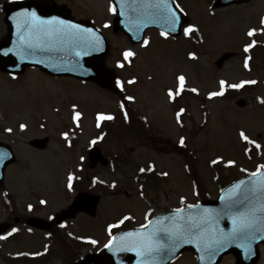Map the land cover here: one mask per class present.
I'll use <instances>...</instances> for the list:
<instances>
[{"label":"rangeland","instance_id":"obj_1","mask_svg":"<svg viewBox=\"0 0 264 264\" xmlns=\"http://www.w3.org/2000/svg\"><path fill=\"white\" fill-rule=\"evenodd\" d=\"M12 1L0 0V40L6 34L2 7ZM54 1L103 32L111 49L107 66L117 72L122 93L71 77L56 79L36 68L20 77L0 72V142L17 154L3 189L12 197V210L3 205L0 189V222L12 226L0 236V264H75L80 256L100 252L129 224L194 203L195 175L200 183L216 174L246 177L264 165V0L215 11V0H176L190 23L182 36L174 39L152 29L138 45L114 32L111 0ZM189 26L193 30L186 33ZM224 53L235 56L219 69L216 62ZM124 97L151 127L146 134L135 136L120 124ZM101 113L112 118L100 120ZM37 138L50 139L45 150L31 147ZM153 140L164 149L156 151ZM93 146L113 165L92 167ZM192 157L194 165L187 162ZM73 180L101 195L97 216L76 214L62 226L55 224L51 233L29 228L31 217L51 220L70 206L81 191L69 187ZM175 264L193 262L185 253ZM222 264L235 263L229 256Z\"/></svg>","mask_w":264,"mask_h":264},{"label":"water","instance_id":"obj_2","mask_svg":"<svg viewBox=\"0 0 264 264\" xmlns=\"http://www.w3.org/2000/svg\"><path fill=\"white\" fill-rule=\"evenodd\" d=\"M251 0H217L214 9L249 3ZM117 9L114 22L115 32H123L131 44L137 45L145 38L148 29L157 28L173 37L181 36L182 28L189 22L176 2L167 0H113ZM6 13V36L0 40V72L23 75L28 68H39L52 77H73L77 80L95 82L100 87L119 93L116 71L107 66V56L110 53L107 38L90 20H77L72 17L71 9L66 5L58 6L51 0H20L6 3L3 6ZM35 12L42 20L57 18L65 24L40 25L39 28L31 18L22 13ZM175 15V25L172 18ZM72 25L78 27H71ZM52 30L53 34L47 33ZM39 37L38 39L36 37ZM234 53H224L216 62L219 69ZM246 102H238L241 107ZM50 139L37 138L30 145L37 150H45ZM17 156L7 142H0V188L5 187L6 169L15 164ZM92 165L109 160L98 147L89 152ZM264 170L258 175L238 181L227 188L214 200H205L194 206L161 214L151 221L148 227L130 229L119 233L112 239L101 254L87 255L76 264H171L182 253L191 249L197 254V264H219L229 253L235 254L237 264H257L261 252L259 246L264 244ZM238 187V194L232 191ZM101 196L88 192L79 193L72 205L58 215L57 223L74 219L80 212L96 217V211ZM254 211L259 218L258 224L247 231L243 243L233 241L226 228L234 223L242 214ZM29 227L48 231L52 224L42 217H31ZM10 224L0 223V235L8 232ZM199 228L201 237L193 240L199 246L193 245L188 237L194 234L184 233L185 228ZM166 229V231H165ZM126 233L134 235L126 236ZM155 234L160 247L149 252L141 239L142 235ZM223 233L224 236L219 234Z\"/></svg>","mask_w":264,"mask_h":264},{"label":"snow or ice","instance_id":"obj_3","mask_svg":"<svg viewBox=\"0 0 264 264\" xmlns=\"http://www.w3.org/2000/svg\"><path fill=\"white\" fill-rule=\"evenodd\" d=\"M167 5V0H164V6L166 7ZM115 6H113L112 8V11H115ZM23 16L25 17H28V18H31V20L33 21L34 24L37 25V27L39 28L40 25H49V26H52V25H55V24H60V25H63L65 24L64 21H59L57 20V18H52V20H42L40 17H38L36 15V13L33 11V12H28V10H25L23 13H22ZM172 23H173V26L175 25V15L173 14V18H172ZM71 27L75 28V27H78V26H75V25H72ZM192 26H189L188 28L185 29V32L186 33H190L192 31ZM256 31V29H252L250 30L249 32V35H252L254 32ZM48 35H52L53 34V31L50 30L48 33ZM165 35H167V33H165ZM37 39L39 38L38 36L36 37ZM147 43V42H145ZM126 56L128 55H134V53H131V52H126L125 53ZM179 88L180 90L182 91L184 89V86H185V77L183 75L179 76ZM226 82L225 81H221V85L223 86ZM244 83H254V81H246ZM242 85L240 84H233V85H230V87L232 88H238V87H241ZM192 91H197L195 88L192 89ZM170 92V95L172 96H175L176 94L178 93H174L172 92V90H169ZM219 94H222V93H219ZM210 95L212 96H216L218 95V93L216 92H213L211 93ZM131 99V98H130ZM81 115V113L77 112L75 114L76 118H79ZM112 117H105L104 114H99L98 116V119L100 120H103V119H111ZM240 135L241 137L245 140V141H249L250 138L243 132L241 131L240 132ZM65 136H67V133H65ZM252 144L256 145L257 147H259V145L256 144V141L255 140H251L250 141ZM181 144L184 143L183 139H181L180 141ZM230 163H232L230 161ZM262 169H264V165H261L260 166ZM254 176L256 175L255 173L253 174ZM261 175H264V173H262ZM69 187L71 188L72 185L71 183H69ZM237 187H239V185H237ZM178 212L180 211L179 209L177 210ZM259 222V218L255 215V212L254 211H251V212H248V213H244L242 214L239 218H237V220H234V224L236 225V228L234 229L235 231H239L241 233H247V231L249 229H252L254 228ZM149 223H151V221H149ZM143 227V226H142ZM15 231V230H14ZM166 231V229H165ZM126 236H131V235H134L132 233H126L125 234ZM155 234H146V235H142L141 236V239L143 241V246L149 251H153V250H158L159 247H160V244L155 240L153 239V236Z\"/></svg>","mask_w":264,"mask_h":264},{"label":"flooded vegetation","instance_id":"obj_4","mask_svg":"<svg viewBox=\"0 0 264 264\" xmlns=\"http://www.w3.org/2000/svg\"><path fill=\"white\" fill-rule=\"evenodd\" d=\"M152 137V136H151ZM155 139V138H154ZM157 140V139H156ZM156 140H153L154 142L152 143L153 144V148L156 150V151H162L164 149V146H156L157 143H156ZM163 145V144H162ZM247 177V176H246ZM245 176L244 177H241V176H234V175H226V176H215V178L211 179L210 181H202L201 183H199V186L201 188L200 191H198L194 186V183L192 184V188H193V197H195L196 199V202L198 201H201V200H205L206 198H212V199H216V197L223 191L225 190L228 186H230L231 184L233 183H236L238 180L240 179H243V178H246ZM163 182H161L157 188L159 187V189L161 187H163L162 185ZM198 184V183H197ZM204 198V199H203ZM14 222H19L20 218H16L14 217ZM149 224V222H148ZM148 224H144L143 226H146ZM139 225H136V226H132V225H129V228H132V227H138ZM141 226V225H140ZM139 226V227H140ZM128 228V229H129ZM232 228L235 229L236 228V225L235 224H232ZM236 235H238V233L234 232ZM243 234V233H242ZM242 240L241 238L240 239H237V241H240ZM186 254L188 256H190V259L192 260L193 264H196L197 262V257L195 254H193L191 251H187ZM229 256L233 257V260H234V263L237 264V258L235 257V255L233 254H229L228 256L224 257L223 260L221 261L220 264L223 263V261L226 259V258H229ZM143 264V263H142Z\"/></svg>","mask_w":264,"mask_h":264},{"label":"trees","instance_id":"obj_5","mask_svg":"<svg viewBox=\"0 0 264 264\" xmlns=\"http://www.w3.org/2000/svg\"><path fill=\"white\" fill-rule=\"evenodd\" d=\"M264 47V43L261 44ZM264 50V49H261ZM260 53H263V51H260ZM264 59V57H263ZM120 106H121V111L120 114H122V122L120 123L121 125H123L124 127H127V129L131 130L134 135H138L140 136L141 134H146L147 130H150L149 124H147V121L145 120V118L138 113V110L133 109L131 107V103H129V100L124 97L123 100H120ZM118 137H120L118 135ZM191 156V155H190ZM113 161V160H112ZM114 162V161H113ZM187 162L192 165H194V159L192 158H188ZM189 166V165H188ZM189 169L191 171V168L189 166ZM194 178L198 179L199 177H196V175L194 176ZM76 181H79L78 179H76ZM75 182V181H74ZM74 187H79L80 190H86V191H90L92 192V190L90 189V187L87 185L85 187V189L81 188V184L78 182V186H76V182L74 183ZM1 195L3 196V205L9 209H13L12 207V197L10 196L9 192L6 191H2ZM60 243L63 247V249H66L67 247V242L64 238L60 239Z\"/></svg>","mask_w":264,"mask_h":264}]
</instances>
